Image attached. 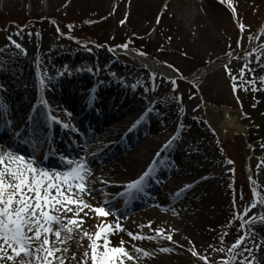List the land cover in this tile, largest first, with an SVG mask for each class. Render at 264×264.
<instances>
[{"label":"rangeland","instance_id":"1","mask_svg":"<svg viewBox=\"0 0 264 264\" xmlns=\"http://www.w3.org/2000/svg\"><path fill=\"white\" fill-rule=\"evenodd\" d=\"M202 2L207 4L200 5ZM144 6V0H19L15 3L0 0V95L14 90L20 96L33 97L25 90H17L19 86H27L37 96L42 90L49 98V105L57 109L56 105L63 102L57 101L61 98L54 94L52 82L63 81L70 73L74 74L72 78L84 74L91 79H104L101 65L109 64L110 73L105 77L130 84L136 83L138 72L146 74L148 79L137 83L176 108L171 114L166 110L156 111L151 121L155 123L159 118L160 123L156 125L163 130L162 137L158 138L159 146L149 156L147 166L157 167L167 159L170 175L162 188L160 183L157 186L158 191L162 190L159 193L166 195V202L156 208L160 213L144 217L134 226L122 220L153 208L120 213L119 224L124 231L108 237L109 247L124 241L123 246L133 256L131 261L125 259L124 264H142V261L143 264H220L229 257V249L237 239L246 234L242 246L235 250L238 253L235 264L245 259L249 264H264V220L261 219L264 217V150L256 145L258 136L224 133L210 123L208 115L217 107L241 111L244 98L254 93L249 87L252 77L264 69V0H224V3L159 0L151 16L145 18ZM210 12L216 16V25ZM165 13L170 21L174 19L180 24V28H175L177 34L163 29ZM55 21L68 31L74 30L80 41L72 36L63 38ZM187 38L189 42L184 41ZM125 44L127 48L121 47ZM139 49L150 55H141ZM57 51L83 54L90 60L88 69L81 70L77 63H72L66 73L60 69L59 62L52 60ZM99 86L97 83L93 87ZM96 95H100L98 90L87 91L73 100L83 101ZM150 113L151 110H146L141 114L146 118ZM170 116L176 122L173 126L165 122ZM258 118L257 113L252 122ZM145 133L144 141L155 136L150 129ZM170 141V150L165 151ZM8 151L0 145V154ZM143 167L125 179L102 176L106 183H100L98 190L115 183L127 185L130 181H123L141 176L146 170ZM195 171L198 174L194 175ZM108 188L97 192L99 199L89 197L91 205L100 207V201H112L113 192H107ZM159 198L163 201L165 196ZM112 204L115 209L122 203ZM245 208L249 209L246 214ZM237 215L241 219H236ZM89 217L82 229L95 239L96 225L103 218ZM187 219L188 227L181 233L177 222ZM244 220L252 222L242 226ZM107 222L115 224L116 216H108ZM129 232L152 238L134 240ZM169 235L171 240L165 238ZM89 244L87 238L81 241L80 235L75 234L64 245L69 249L65 264H77L84 251L90 257ZM221 248L224 251H217ZM144 252L149 255L145 256ZM73 253L76 261L71 260ZM201 256L207 257V262Z\"/></svg>","mask_w":264,"mask_h":264},{"label":"snow or ice","instance_id":"2","mask_svg":"<svg viewBox=\"0 0 264 264\" xmlns=\"http://www.w3.org/2000/svg\"><path fill=\"white\" fill-rule=\"evenodd\" d=\"M220 2L224 3V0ZM121 47L127 48V45ZM225 67L227 69V65ZM233 87L235 89L236 85ZM64 127L67 128L68 125ZM170 143L171 141L165 147L170 146ZM15 151L11 149L0 154V264H65L69 249L64 245L72 240L75 234L80 235L81 241L87 238L91 249V256L89 257L88 251H84L77 264H89V259L91 264H124L125 259L133 260V256L123 246V240L120 241L119 247H109L108 237L124 231L119 224L121 216L119 210H115L109 200H102L100 207H94L84 199L85 196L94 198L98 191L103 192V189L97 190L90 186L92 183L88 179L90 167L86 158L79 161L64 158L68 170L55 172L39 166L41 162L35 159L34 153L26 158L23 154H14ZM154 170L149 167L125 187L143 191L144 181ZM85 209L95 213V216L89 219L103 218L102 222L96 225L95 239L83 231L82 225L85 221L78 218L82 212L87 215ZM248 210L245 208L244 213L246 214ZM110 215L116 216L115 224L107 222ZM236 219H241V215H237ZM261 219L264 220V217ZM251 222L252 220H244L242 226ZM161 232L162 230L157 234L160 235ZM128 235L134 240L152 238L134 235L131 232ZM165 238L171 240L170 235ZM246 238V234L238 238L229 249V257L220 264H235L238 255L235 250L242 246ZM82 246L78 244V247ZM101 248L102 253L98 252ZM189 251H192L194 256L197 255L192 249ZM217 251L222 252L224 249ZM143 254L149 255L147 252ZM76 259V254L73 253L71 260ZM200 259L207 262L208 258L201 256ZM241 264H249V261L245 259Z\"/></svg>","mask_w":264,"mask_h":264},{"label":"bare ground","instance_id":"3","mask_svg":"<svg viewBox=\"0 0 264 264\" xmlns=\"http://www.w3.org/2000/svg\"><path fill=\"white\" fill-rule=\"evenodd\" d=\"M14 3L19 2L16 0H12ZM54 1V0H53ZM76 1V0H75ZM84 1V0H83ZM101 2L102 0H95ZM145 6L143 11V17H150L151 14L154 12V10L158 6L159 0H144ZM36 2V1H35ZM206 2H202L200 5H205ZM212 14V12H210ZM214 19V25L217 24V19L214 14H212ZM197 17H199L197 15ZM163 29H167L170 33H175V28H180V24L171 20L167 17V13L163 15V23H162ZM185 39L186 35L185 32L183 33ZM186 42H189L190 40L187 38V40H184ZM60 51H58L59 53ZM64 54L58 55L57 58H55L56 53L53 56L54 60H62V58L65 60L68 58V56L64 57ZM66 63V62H64ZM264 64V61L262 62ZM256 68V67H255ZM148 77L146 74L140 72L136 75V88L131 87L130 89L122 88L119 86L118 92H119V98H116L114 100L108 99L103 101L102 107L103 112L98 117L92 116L93 119L90 121V125L92 129L95 128L96 137L97 140L90 149V152L92 153L89 157V167H90V175L88 176V179L92 182L91 187H94L98 190L100 187V182L102 181V176L105 175H111L114 179H125L132 177L135 172L138 169L143 168H149L147 166L149 163V156L153 154L155 149L159 146L158 138L162 137V128L157 126L156 124L159 122L160 119L158 118L155 123L152 124L151 119L147 118L145 121L141 122V124L138 126V122L140 120L141 113L146 110H151L150 114H155L156 111H163L166 110V113H173L176 111V108L172 105H169V101H160V97H157V94L151 93L146 87L143 85H139L137 81H144L147 80ZM253 82L249 87L254 91L252 95L249 97L244 98L245 105L242 111L235 112L234 121L230 122L232 126L231 130L237 134L244 133L245 135L250 134L251 136H258V138L255 140L256 145L258 148L264 150V73L263 74H254V77H252ZM83 82H88L85 79L78 78L72 83V90L75 91L73 93L77 94L78 91H80V88L84 86ZM94 82L91 84L93 85ZM118 83L120 81L118 80ZM65 87V86H64ZM156 89H158V86L156 85ZM157 91V90H156ZM260 91V94L258 96V92ZM28 92V91H27ZM257 96V98L255 97ZM17 96V94H15ZM15 101H13V105H16L15 110H10L8 114L6 115L12 122H15L14 127L18 128L20 127L22 121L24 120L25 116V107L26 103H24V99L14 98ZM159 108V109H158ZM142 109V110H141ZM141 110L140 112H138ZM258 111V112H257ZM39 114H41L39 117L41 119H38L37 121H40L39 124H43V116L41 111H36ZM138 112V113H137ZM244 113V117L242 114ZM259 114V118L256 122H252V118ZM153 117V116H152ZM246 118L250 119L246 121ZM133 118V119H132ZM132 119V121H131ZM219 119V122L221 124L222 119L218 116V113L215 112V115H210V122L215 125V127H220V125L217 123V120ZM166 123H168L170 126H173L176 124L175 120L169 117L168 120H165ZM224 122V119H223ZM228 123V125L230 124ZM251 123V124H250ZM248 124L250 126L248 127ZM5 127L8 128V123L5 122ZM150 129V132L155 135L152 138L147 139L144 141L142 139L144 136H146L145 132H148ZM13 130V129H9ZM124 134H127L124 137ZM250 136V137H251ZM14 134H10L6 138H4V144H8L7 146L14 145ZM48 135L45 132L44 128L39 125V128L35 130L34 133V139H33V145L31 147H28L27 150L31 153H34L35 155H40L42 153H45L47 151V144L46 139ZM46 138V139H45ZM119 139V144L114 148V144L112 145V141H116ZM253 139H251L252 141ZM112 145V146H111ZM19 147V146H18ZM122 152V150H124ZM192 149V148H191ZM196 149L200 152L201 148H199L196 145ZM259 149V150H260ZM64 151H66L69 154H75L76 151L71 150L69 147L63 148ZM170 150L169 147H166L165 151ZM77 151H80L77 150ZM203 151L201 150V153ZM264 153V151H263ZM108 156V157H106ZM106 157V158H105ZM264 157V154H263ZM44 157H41V160H43ZM157 159H159L157 157ZM155 159V161H157ZM165 163L166 160H164ZM100 164H103V167L100 166ZM124 172H126L124 174ZM98 173L101 174L100 176H95L94 174ZM124 174V176H123ZM194 175L198 174L196 171L193 172ZM211 174V173H210ZM179 177L181 179L182 176L179 173ZM134 180V179H133ZM116 181V180H115ZM131 180L123 181L128 182ZM117 182V181H116ZM110 187V185H108ZM108 187H102V189H106ZM107 192H113L116 194L118 190H115V187H110V189H107ZM148 193H151V195H148V198H146V201H143V204L145 205L146 202L149 200H153L154 203L158 206H162L163 202L165 203L166 200L163 201L156 197L152 191H149ZM165 196V195H162ZM161 196V197H162ZM89 198V197H88ZM86 196L84 197L85 201L87 203L91 204L90 199H88ZM96 199H99V196L96 195ZM85 212H87V215L82 212L80 214L81 218L86 221V218L88 215L91 217V213L87 209H85ZM154 213H160L159 210L156 208H153L149 210V212L141 213L138 215H132L128 218H125L122 220V222L127 223V225L134 226V224L138 220H142L144 217L150 216ZM189 219H187L185 222L181 220L180 224L177 222V225L180 227L181 233L184 232V229L188 227L187 222ZM90 223L86 224V227H89ZM184 228V229H183ZM119 239V238H118ZM114 245H110L112 247ZM120 246V245H119ZM115 246V247H119ZM164 262L160 263H150L146 262V264H163ZM143 264V261H142Z\"/></svg>","mask_w":264,"mask_h":264},{"label":"water","instance_id":"4","mask_svg":"<svg viewBox=\"0 0 264 264\" xmlns=\"http://www.w3.org/2000/svg\"><path fill=\"white\" fill-rule=\"evenodd\" d=\"M219 113L220 115H222V117H224V122L222 124V127L223 130H226V128L228 127V123L234 121V115L229 110H220Z\"/></svg>","mask_w":264,"mask_h":264}]
</instances>
